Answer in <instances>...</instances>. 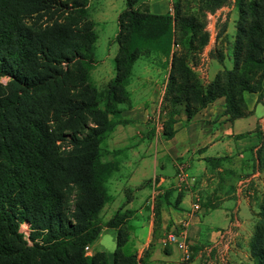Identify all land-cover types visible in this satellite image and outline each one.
Returning a JSON list of instances; mask_svg holds the SVG:
<instances>
[{"label": "trees", "instance_id": "trees-1", "mask_svg": "<svg viewBox=\"0 0 264 264\" xmlns=\"http://www.w3.org/2000/svg\"><path fill=\"white\" fill-rule=\"evenodd\" d=\"M139 1L126 0L117 16L114 74L100 108L90 77L97 33L89 0H0V77H7L0 83V264H137L125 226L128 209L119 207L104 225L99 212L111 200V169L101 160V143L127 105L126 86L139 56H170L163 96L172 105L184 103L187 121L217 97H224L230 118L247 114L244 92L260 97L264 0H233L232 64L206 84L188 55L194 58L208 41L205 11L225 0H199L195 10L176 0L171 14L141 10ZM224 30L225 23L217 35ZM213 58L222 65V54ZM172 112L163 124L165 138L173 133ZM255 133L264 170V131ZM61 140L68 141L65 151ZM256 215L249 255L264 264V190ZM23 222L31 244L19 232ZM103 227L114 229L111 262L104 250L84 251Z\"/></svg>", "mask_w": 264, "mask_h": 264}, {"label": "crops", "instance_id": "crops-1", "mask_svg": "<svg viewBox=\"0 0 264 264\" xmlns=\"http://www.w3.org/2000/svg\"><path fill=\"white\" fill-rule=\"evenodd\" d=\"M94 1L92 7L89 0L88 10L95 25L96 41L100 29L109 20L116 22L114 40L117 16L126 0ZM175 1L141 0L136 6L151 13L171 14ZM205 14L211 21L205 23L209 37L204 54L211 44L221 39V34L217 35V19L227 23L223 34H234L237 11L232 4ZM157 58L162 71L159 67L148 69L144 65L131 74L137 95L133 94L130 106L116 116L118 122L102 142L110 145L105 162L114 159L110 152L123 150L117 175L109 180L114 190L109 192L111 200L105 205V217H111L121 206L133 211L136 217L129 242L137 264L218 263L212 247L219 242V231L233 223L237 225L236 242L226 251L225 264L251 262L248 250L253 230L244 227L238 217L244 207L258 199L257 194L264 186L263 169L258 167L256 157L260 141L255 133L256 129L264 131V80L260 97L257 92L243 93L247 114L242 117L230 118L225 114L224 97H217L187 121L184 103L179 102L172 117L173 133L165 138L164 119L155 124L150 121L151 116L158 114L170 65V56L158 54ZM141 62L146 64L145 59ZM210 63H214L213 58ZM212 67L209 80L219 70L217 65ZM160 78H163L161 82ZM178 166L194 177V183L185 187L175 183ZM153 190L157 193L151 204ZM195 204L197 209L193 207ZM101 233L90 245L92 252L93 246H98ZM169 233H176L178 240L184 239L190 245L189 261H183L182 251L175 243L165 241Z\"/></svg>", "mask_w": 264, "mask_h": 264}, {"label": "rangeland", "instance_id": "rangeland-1", "mask_svg": "<svg viewBox=\"0 0 264 264\" xmlns=\"http://www.w3.org/2000/svg\"><path fill=\"white\" fill-rule=\"evenodd\" d=\"M185 1H186V4L190 8L195 10L197 8L199 0H185ZM94 4H95V1L90 0V6L93 7ZM232 4H233V0H225L223 6L229 7ZM208 21H211V20L206 18V24ZM223 23H225V22H221L220 19H217L216 24L218 27V31L221 29ZM226 27H227V23H225V29H226ZM115 30H116V22L115 21L112 22V20L111 21L109 20L105 24V26H103L100 29V31H99L100 36L98 37V40L95 42V51H94L95 65H94L93 69L90 71V77H91V81H92L93 85L95 86L97 93L99 95V99H100L99 107L100 108H104V102L102 101V99H103V96L105 94L107 83L112 79L113 74H114L113 57L116 53L117 44L113 40L112 36H113V33L115 32ZM234 33H235V30H234ZM233 37H234V34H229L227 32L224 34L221 33V39L219 40V42H217L216 44H211L210 50L207 51L205 54H204V47L205 46L200 50V52H198L194 55V58H192L190 53H189L188 60H189L190 66L197 73V75L199 76V79L202 83L206 84L210 81L209 79L211 77V72L213 70L212 65H217L219 67V69H221L222 67H226V68L231 67V64H232L231 53H232ZM219 53L222 54V57H223L222 65L219 62H217L216 59L213 58L214 56H216ZM157 55L158 54L151 52L148 55L139 56L138 57L139 59L134 63V66H133V69L131 72L132 76L134 75L133 72L137 71L139 68L140 69L143 68L144 65L148 69H149V67H151V68L159 67V69L162 71L163 66H161L160 63L158 62ZM210 58L214 59V63L212 65H210L211 64ZM144 59L146 60V64H141L142 63L141 61H143ZM162 74H163V72H162ZM160 75H161V73H160ZM161 80H163V78L159 79L160 82H161ZM6 81H7V77H5V76L0 77V83H5ZM126 91H127V105L121 106V107H123V110L127 109L130 106L131 101L133 99V98H131V96L133 94L135 95L136 91H137V90L135 91V89H134V84L133 83L131 84V76H130L129 82L126 86ZM164 96H162V99H161V102L159 105V110L157 111L158 114H156V115L154 114L150 118V121L153 122L154 124L156 122L161 123L162 118L164 119V121L162 123H164L165 121H167L169 119V117L173 113L172 111H174V112L177 111L175 108L176 104L172 105L169 101H167L165 99ZM121 122H126V121L121 119ZM59 144L62 146L61 148L63 151H65L68 148V141L67 140H61L59 142ZM109 149H110V145L108 144V142H106V143L104 142L103 145L101 143V151L103 152L101 160L104 162H105V160H103V159H106L109 156L108 155ZM121 153H123V150H113L112 152H110V154H112L114 159L111 160L110 162L109 161L105 162L108 165H110V169H111L110 178L108 179V181L106 183V188H107L108 192H111V190L113 189L112 182L109 180L117 175V172L119 170L118 159H119ZM263 173H264V170H263ZM263 190H264V186H263ZM263 190L261 192L259 191V193L257 194L258 199H255L251 203V206H249V207L246 206L242 209L243 211H242V213H240V215L238 217L239 220L242 221L243 226L247 227L248 229L253 230L254 223L257 219V215L255 214V212H258V210H259V203H260V200L262 198ZM74 197H75L74 191L69 193L67 196V203H68L69 209L72 208ZM105 205L102 207V209L99 212V220H100V223L102 225L106 224L107 220L110 218V217H105L106 212H107V208H105L106 207ZM128 211L129 212L126 214V225L125 226L128 228L129 233H130V230L133 228L132 223H133L134 217H136V216L133 214V211H131V210H128ZM19 232H21L23 234L24 238L27 240V243L31 244V242L29 240L30 229H29L27 222H23L19 225ZM101 232L102 233H101L100 239L98 241V246H97V244L94 245L93 251H97V250L102 248L104 251L109 253L108 258H109V261L111 262L112 251H113L114 246H115L114 231H113V229H110V228H106V229L104 228V230L102 228ZM234 241L236 242V236L234 237ZM234 241H233V243H234ZM248 252H249V250H248ZM248 258H249L248 260H250L251 262H247V260H246L245 264H249V263L254 264L252 258L250 256ZM215 264H218V263L216 262Z\"/></svg>", "mask_w": 264, "mask_h": 264}, {"label": "built area", "instance_id": "built-area-1", "mask_svg": "<svg viewBox=\"0 0 264 264\" xmlns=\"http://www.w3.org/2000/svg\"><path fill=\"white\" fill-rule=\"evenodd\" d=\"M195 179L193 176L189 175L182 166H178L176 173H175V183L178 186L185 187L189 183H194ZM157 190H153L152 196H151V204L154 201V198L156 197ZM195 209L198 208V206L195 204L193 206ZM236 224H232L231 226L222 229L219 231V242L215 244V246L212 247L216 251V258L218 261V264H225L226 262V251L229 249V247L233 244L234 237H235V227ZM166 242L175 243L177 247L182 251V259L184 262H187L191 259V249L189 247V244L184 239H177L176 233H169L165 237ZM84 251L86 254H91L92 250L90 248V245L84 246Z\"/></svg>", "mask_w": 264, "mask_h": 264}]
</instances>
